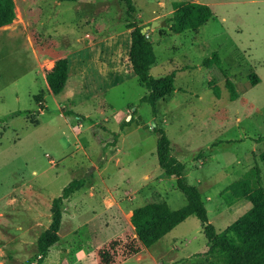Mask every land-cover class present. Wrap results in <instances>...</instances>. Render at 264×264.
Listing matches in <instances>:
<instances>
[{
  "label": "rangeland",
  "instance_id": "obj_1",
  "mask_svg": "<svg viewBox=\"0 0 264 264\" xmlns=\"http://www.w3.org/2000/svg\"><path fill=\"white\" fill-rule=\"evenodd\" d=\"M15 1V27L0 30V264H36L52 199L81 178L87 183L65 202L60 240L43 264H100L103 250L115 264L213 259L205 253L209 246L196 215L126 259V248L138 246L131 216L150 202H167L171 209L187 203L176 179L159 165L155 126L166 131L219 232L252 206L246 200L228 206L221 192L255 164L264 177V0H133L132 19L120 0H76L64 3L62 21L50 17L53 6L46 1H35L29 12ZM174 1L206 3L213 17L178 34L167 24L152 27L172 16ZM133 21L151 26L146 34L157 58L151 75L176 71L175 91L157 103L156 112L141 101L148 90L125 59V29ZM63 23L73 33L61 29ZM67 49L68 87L55 95L36 60L44 58L46 70ZM214 52L220 66H204ZM114 240L120 242L111 249Z\"/></svg>",
  "mask_w": 264,
  "mask_h": 264
},
{
  "label": "trees",
  "instance_id": "obj_2",
  "mask_svg": "<svg viewBox=\"0 0 264 264\" xmlns=\"http://www.w3.org/2000/svg\"><path fill=\"white\" fill-rule=\"evenodd\" d=\"M63 1V0H56ZM126 5L129 18H133L135 4L133 0H120ZM172 16L166 19L170 31L183 33L187 30H195L207 23L213 17L211 7L206 3L196 1H174L172 3ZM14 0H0V27L11 24L16 19ZM127 28H132L130 33L129 61L132 70L140 84L148 90L142 98V102L149 103L156 112L157 103L171 96L175 91V71L163 76L151 75V68L156 64L157 58L153 43L146 33L142 32L144 26L136 21L130 22ZM203 65L211 67L220 66L221 59L217 52L203 60ZM69 75V62L66 57L55 61L54 66L46 72V79L50 91L57 95L66 86ZM253 84L258 83L256 74H249ZM230 98L236 100L239 94L235 84L230 78L226 79ZM214 93L219 97L217 87L213 86ZM1 122V119H0ZM159 135L157 154L161 169L176 179L180 189L187 199L185 206L171 209L167 202H150L133 210L131 223L135 228L136 241L126 248L125 258L137 255L143 250L159 242L175 227L184 222L188 217L196 215L202 222L203 232L207 239L208 250L206 255L212 256L206 264H264V178L262 168L256 164L243 177L228 185L223 193L227 194V203L246 198L252 203V207L227 226L223 231H217L215 225L209 221L208 208L203 200L201 190L191 184L186 177V165L172 153L171 140L164 128L154 127ZM257 141H262L260 138ZM260 159L264 162V151L260 153ZM85 178L75 179L67 184L62 193L53 198L50 212L49 226L39 235L37 240L38 260L36 264H43L50 249L59 242L65 202L85 186ZM120 240L110 243L111 249L118 245ZM107 250L98 254L100 264L106 259V264H115L109 259ZM124 258V259H125ZM125 259V260H126ZM26 264V263H19Z\"/></svg>",
  "mask_w": 264,
  "mask_h": 264
},
{
  "label": "crops",
  "instance_id": "obj_3",
  "mask_svg": "<svg viewBox=\"0 0 264 264\" xmlns=\"http://www.w3.org/2000/svg\"><path fill=\"white\" fill-rule=\"evenodd\" d=\"M15 1V0H14ZM22 1V3H23V5H24V7L26 8V10L28 11L29 10V5L31 6L33 3H35V1H46L45 3H50L52 6H53V12H52V14L50 15V17H52V16H54L58 21H62L63 20V12H64V3L65 2H73V1H76V0H63V1H56V0H21ZM15 9H16V19L11 23V24H9V25H6V26H3V27H0V30H2V29H6V28H10V27H15L14 25H15V23L17 22V19H18V10H17V5H16V1H15ZM29 12V11H28ZM64 24V23H63ZM66 24H68V23H65L62 27H61V29H64V28H68L69 29V31H71L72 33H73V31H72V29H70V26H68V25H66ZM25 27H26V25H25ZM133 29L132 28H126L125 29V33H127V34H130L131 33V31H132ZM86 36H88V34H86ZM89 36H90V34H89ZM82 40H84V39H82ZM130 41H131V37H130ZM49 43H51V42H49ZM49 43H47V44H49ZM58 43H59V45H60V42L58 41ZM27 44L29 45V43L27 42ZM30 44H32V43H30ZM32 45H34V44H32ZM58 45V44H57ZM58 45V46H59ZM94 45H96L94 42L93 43H91V48H93L94 47ZM87 49V46H84V47H82L81 49H77L78 51H84V50H86ZM69 50V51H68ZM59 50H57V52H58ZM75 51V50H74ZM56 52V53H57ZM67 52L68 53H65V54H63V56H57V57H55L54 59H53V61L50 63V65H49V67H47L46 68V70H45V68H44V66H43V62H44V58H42V59H39V58H37V60H36V62H37V65H38V68H39V70H40V72L42 71L43 72V74H44V77H45V80L47 81V79H46V72L48 71V70H50L53 66H54V64H55V61L56 60H58V59H60V58H64V57H66L67 59H68V62H69V67H70V59H69V55L71 54V50L70 49H67ZM88 55V54H87ZM125 59H129V56L127 57V58H125ZM130 62V61H129ZM131 64V63H130ZM156 65V64H155ZM131 67H132V65H131ZM152 69V68H151ZM132 72H133V70H132ZM176 72V71H175ZM69 76H70V74L68 75V79H67V83H66V86H65V88L63 89V91L64 90H66L67 89V87H68V80H69ZM73 78H75V80L73 79V81H72V84H71V90H74V88H75V86L77 85V79H76V77H73ZM47 84H48V82H47ZM48 87H49V85H48ZM49 90H50V88H49ZM62 91V92H63ZM68 91V90H67ZM256 165V164H255ZM255 167V166H254ZM254 167H252V168H254ZM252 168H250L248 171H250ZM248 171H246L241 177H243ZM262 173H263V171H262ZM263 176V175H262ZM241 177H239V178H241ZM238 178V179H239ZM264 178V177H263ZM238 179H236V180H238ZM236 180H234V181H236ZM233 181V182H234ZM232 182V183H233ZM231 184V183H230ZM229 184V185H230ZM228 186V185H227ZM226 186V187H227ZM225 187V188H226ZM224 188V189H225ZM200 189V188H199ZM223 189V190H224ZM223 190H222V192H221V195H224V196H227V194L226 193H223ZM202 192V191H201ZM242 200H246V201H248V202H250L248 199H246V198H240V199H236V200H234L231 204H228L227 203V205L228 206H233L234 207V205L238 202V201H242ZM251 203V202H250ZM206 204V203H205ZM251 205H252V203H251ZM252 207V206H251ZM250 207V208H251ZM249 208V209H250ZM247 209V210H246ZM248 209V207H244V209H243V211H248L249 210ZM133 212V211H132ZM245 212V213H246ZM244 214V213H243ZM242 214V215H243ZM241 215V216H242ZM230 225V224H229ZM228 225V226H229ZM218 231V230H217ZM208 247V246H207Z\"/></svg>",
  "mask_w": 264,
  "mask_h": 264
},
{
  "label": "water",
  "instance_id": "obj_4",
  "mask_svg": "<svg viewBox=\"0 0 264 264\" xmlns=\"http://www.w3.org/2000/svg\"><path fill=\"white\" fill-rule=\"evenodd\" d=\"M167 24L166 20H163V21H153V24H152V27L156 26V25H160V26H165ZM151 26H147V27H144L142 29V32L143 33H146L148 29H150Z\"/></svg>",
  "mask_w": 264,
  "mask_h": 264
}]
</instances>
